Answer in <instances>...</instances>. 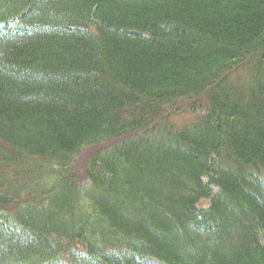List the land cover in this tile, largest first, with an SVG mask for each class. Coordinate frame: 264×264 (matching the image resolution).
Returning <instances> with one entry per match:
<instances>
[{"label":"trees","instance_id":"trees-1","mask_svg":"<svg viewBox=\"0 0 264 264\" xmlns=\"http://www.w3.org/2000/svg\"><path fill=\"white\" fill-rule=\"evenodd\" d=\"M149 259L264 264V0H0V264Z\"/></svg>","mask_w":264,"mask_h":264},{"label":"rangeland","instance_id":"rangeland-1","mask_svg":"<svg viewBox=\"0 0 264 264\" xmlns=\"http://www.w3.org/2000/svg\"><path fill=\"white\" fill-rule=\"evenodd\" d=\"M183 104V108H181L177 112H172L168 116H166L165 122L161 123L160 126L164 128L169 126H175V129H182L191 126L197 119L199 115H204L208 109L205 97H200L199 100H188L181 101L178 109ZM157 127V130L160 129ZM110 146L113 144V141H109L104 144H97L92 146H87L83 148V150L75 157V170H77L80 174L84 175L86 167L90 162L91 158L95 153L100 150H103V147ZM89 184V180L85 178L83 181V187H86ZM146 264H163L157 259H149Z\"/></svg>","mask_w":264,"mask_h":264}]
</instances>
